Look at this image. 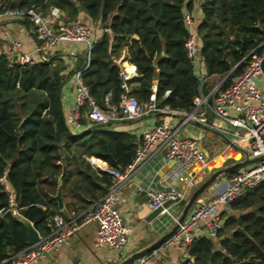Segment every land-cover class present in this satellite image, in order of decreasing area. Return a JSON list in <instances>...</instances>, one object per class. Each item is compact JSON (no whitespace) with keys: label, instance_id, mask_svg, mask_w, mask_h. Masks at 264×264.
I'll return each mask as SVG.
<instances>
[{"label":"trees","instance_id":"trees-1","mask_svg":"<svg viewBox=\"0 0 264 264\" xmlns=\"http://www.w3.org/2000/svg\"><path fill=\"white\" fill-rule=\"evenodd\" d=\"M193 1L0 0V4L44 10L54 4L66 20L84 10L100 22L102 34L82 71L100 105L105 106L107 93L109 101L117 103L124 92L115 61L124 54L137 71L126 82H139L130 94L147 100L156 79L160 105L190 110L193 98L207 89L206 83L200 86L185 49L189 29L183 16ZM200 9L197 33L207 74L220 79L229 71L226 63L239 62L221 83L225 87L241 70L244 58L260 50L264 42V0H200ZM63 67L58 55L20 64L0 53V177L5 175L17 204L16 209L9 208L8 193L0 181V261L29 245L20 216L45 236L54 229V215L80 213L105 194L112 176L94 168L88 157H97L92 158L97 159L95 165H102V159L122 169L142 138L109 122L74 131L66 123L62 106ZM59 187L63 209L55 196ZM231 207L248 210L238 216L222 211L217 240L201 235L191 242V264H264V181L232 201ZM237 225L248 235L233 231Z\"/></svg>","mask_w":264,"mask_h":264},{"label":"built area","instance_id":"built-area-1","mask_svg":"<svg viewBox=\"0 0 264 264\" xmlns=\"http://www.w3.org/2000/svg\"><path fill=\"white\" fill-rule=\"evenodd\" d=\"M16 18L27 19L31 23L36 40L34 52L25 51L19 40H11L10 59L17 63L33 64L47 60L48 49L59 43L85 44L86 59L73 73V105L65 114L66 123L74 131H80L94 123H116L147 115H154L159 120L143 130L133 157L122 169L112 167L102 159L100 160L103 165H95L92 162L97 169L112 176V182L104 195L76 217L54 215V229L51 233L40 236L36 242L12 253L0 261V264H40L46 254L57 250L88 222H95L97 225L94 239L96 247H107L113 251L122 248L127 241L129 229L117 207L119 189L122 182L129 179L154 150H162L167 161H174L175 176L186 186L190 185L196 176V172L192 171L193 167L196 164L205 167L209 162L197 140L180 135L172 125L176 116L182 117L183 122L199 123L229 135L232 141L240 145L244 157H263L226 173L223 186L215 190L207 200L196 201L182 221L178 222V217H174V223L178 222V226L170 237L127 264H151L176 243L188 251L191 242L201 235L216 238L223 226L221 212L229 213L232 210V201L244 196L249 189L264 181V92L258 85V77L264 74V42L261 43L260 50H253L244 58L241 70L227 86L220 87L221 84L217 83L210 93L196 95L190 110L160 105L154 89L147 100H138L128 92L126 82L135 72L122 65L119 74L123 79L121 86L124 92L117 103H111L107 93L104 98L105 106H102L90 93L82 76V71L89 65L90 50L96 41L91 26L79 17L66 20L62 9L54 4L45 10L35 6L20 8L0 4V27L4 31L7 32L6 21ZM183 19L187 27L192 26L194 20L189 11L184 12ZM104 30L109 31V28L104 27ZM197 36V32H189L185 40L186 54L191 60L198 58L206 74V65L196 44ZM168 92L169 90H166L165 94ZM209 113L212 115L210 120ZM0 181L8 193L9 208L16 209L14 192L4 174ZM185 193V189L173 184L149 187L146 189V202L152 210L161 207L163 212L168 210L169 205L183 200ZM167 201L169 203L165 206Z\"/></svg>","mask_w":264,"mask_h":264},{"label":"crops","instance_id":"crops-1","mask_svg":"<svg viewBox=\"0 0 264 264\" xmlns=\"http://www.w3.org/2000/svg\"><path fill=\"white\" fill-rule=\"evenodd\" d=\"M189 12L194 20L192 26L188 27L189 32H197L198 23L202 18L200 0L193 1V6ZM77 17L81 18L88 25H92V35L96 40L101 36L102 25L98 20L93 19L84 10L79 11ZM6 27L7 32L0 27V53L7 55L10 59V45L12 39L19 40L25 51L34 52L36 40L32 25L28 20L18 18L9 19L6 21ZM196 42L198 49L201 51V38L199 36L196 37ZM47 54L49 58L52 55H58L61 57L62 63L64 64L61 70V74L64 78L61 99L63 111L66 114L72 107L74 101L73 73L84 63L87 56V48L82 42H65L50 47ZM115 61L119 66L122 65L125 68L134 70L135 75L129 79H133L137 76L136 66L127 56L123 54L122 57L116 58ZM192 62L193 71L199 78L200 86L206 83L207 89H204V91L201 90L200 93L206 95L210 93L212 88L220 82L224 76L218 79L215 76H209L207 72L205 74L198 58L192 60ZM258 85L264 92V74L258 77ZM127 86L128 92L130 93L131 90H135L139 87V82L131 80L127 83ZM153 89L156 90V79L153 80L152 90ZM208 118L209 120L212 118L211 113L208 114ZM158 120L159 119L154 115H147L116 122L117 124L114 128L126 129L140 136L144 129L151 127ZM172 125L177 128L180 135L195 138L209 159L205 167H200L199 164L193 167L192 171L196 172V176L192 183L186 186L185 183L179 181L175 176L176 165L174 161H167L164 158V152L162 150H154L145 162L137 168L133 175L122 182L119 189L117 207L124 223L129 229L127 241L124 246L115 251L107 247H96L94 245V239L97 232V225L95 222H88L80 227L75 234L71 235L57 250L46 254L41 259L40 264H117L132 253L151 245L161 235L168 231L174 224V217H179L182 213L183 207L194 189L214 170L244 158L240 145L232 141L229 135L219 130L206 127L199 123L183 122L180 116L174 117ZM92 158L97 157H88L91 164L97 160ZM92 166L95 168L93 164ZM225 174L226 173L219 175L216 180L197 197L192 205L196 201L207 200L215 190L221 188L225 182ZM169 184L185 189V198L177 203L169 205L168 210L148 218L152 209L146 202V189L149 187H162ZM247 210L248 208H232L228 214L238 216L240 213ZM189 211L186 216L189 214ZM65 214L66 217L70 218L78 216L81 212L76 214L72 211H65ZM166 214H169L171 219H163ZM235 228H233V231H235ZM200 229L202 231V228ZM210 239L217 240V237ZM192 261L193 257L189 252L180 244L176 243L172 245L168 251L163 252L161 256L155 258L151 264H183L184 262L191 264Z\"/></svg>","mask_w":264,"mask_h":264},{"label":"water","instance_id":"water-1","mask_svg":"<svg viewBox=\"0 0 264 264\" xmlns=\"http://www.w3.org/2000/svg\"><path fill=\"white\" fill-rule=\"evenodd\" d=\"M239 64V62L235 63L233 66H230L228 63H226V66L229 68L228 73L221 79L220 82H218V84H221L227 77L228 75L237 67V65ZM262 69L264 72V59L262 61ZM263 157V155H259V156H255V157H244L243 159L236 161L230 165H227L225 167L219 168L214 170L204 181H202L195 189L194 191L191 193V195L188 197L182 213L179 215L178 217V222L182 221L186 214L188 213L192 203L197 199V197L207 188L209 187L215 180L216 178L224 173H228L231 171L236 170L237 168L244 166L248 163L254 162L256 160H259ZM56 199H57V205L58 208L61 209L63 208V201H62V197H61V191H60V187L57 190L56 193ZM169 201L165 202L164 205H168ZM161 212V207H158L154 210H152V212L149 214L148 218H151L155 215H157L158 213ZM20 221L23 223V225L26 228V232H27V242L28 244H32L34 242H36L39 237L40 234L37 231V229L34 227V225L32 224V222L25 218L24 216H20L19 217ZM178 222H175L172 227L166 231L163 235H161L154 243H152L151 245L140 249L134 253H132L131 255L127 256L126 258L122 259L121 261H119L117 264H127L131 261H133L135 258L139 257L140 255L149 252L150 250H152L153 248L157 247L158 245H160V243H162L165 239H167L168 237H170L175 230L177 229L178 226ZM235 231L238 232H242L243 234H245L247 236V233L244 231V229L240 226H237L235 228Z\"/></svg>","mask_w":264,"mask_h":264},{"label":"rangeland","instance_id":"rangeland-1","mask_svg":"<svg viewBox=\"0 0 264 264\" xmlns=\"http://www.w3.org/2000/svg\"><path fill=\"white\" fill-rule=\"evenodd\" d=\"M92 28V25H91ZM197 43V42H196ZM117 123H113V126H116ZM96 168V167H95ZM163 219H171L169 214H166Z\"/></svg>","mask_w":264,"mask_h":264},{"label":"bare ground","instance_id":"bare-ground-1","mask_svg":"<svg viewBox=\"0 0 264 264\" xmlns=\"http://www.w3.org/2000/svg\"><path fill=\"white\" fill-rule=\"evenodd\" d=\"M103 165V164H102Z\"/></svg>","mask_w":264,"mask_h":264}]
</instances>
